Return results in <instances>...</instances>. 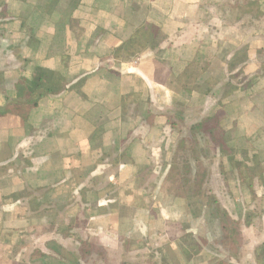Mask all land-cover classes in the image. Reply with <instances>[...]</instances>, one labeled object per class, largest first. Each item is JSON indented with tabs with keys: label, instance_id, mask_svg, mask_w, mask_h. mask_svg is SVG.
<instances>
[{
	"label": "crops",
	"instance_id": "crops-1",
	"mask_svg": "<svg viewBox=\"0 0 264 264\" xmlns=\"http://www.w3.org/2000/svg\"><path fill=\"white\" fill-rule=\"evenodd\" d=\"M249 1L261 5L258 18L254 8L243 10ZM228 2L0 0V48L7 47L11 53L9 59L0 53V70H6L10 82L0 86V109L12 107L8 99H16L19 80H31L36 67L58 71L68 81L64 91L42 97L36 107L25 106L19 114L0 110V264L9 249L6 243L12 241L14 247L18 237L21 242L36 241L34 250L21 245L20 252L33 253L27 264H53L49 260L57 257L60 264H86L80 257L81 241L102 246L108 264H264V255H258L264 250V181L254 185L256 199L247 205L254 215L248 221L234 215L232 206L224 203L231 217L240 222L243 234L235 254L219 243V221L209 214L192 219L185 233L192 244L181 245L184 232L178 228L182 224L165 212L162 204L168 193L159 184V178L166 175L160 169L167 160L163 147L166 150L176 141L173 134L166 138V113L178 107L200 110L191 106L190 97L213 94L207 90L188 94L174 87L173 78L204 48L209 55L213 49L216 52L218 46L207 33L228 32V17L236 15ZM237 2L236 25L242 27L244 18L250 17L249 32L261 34L252 37L248 50L245 71L251 76L262 64L258 51L264 45V0ZM148 25L159 30L154 39L137 47L135 56L125 49L117 57V49ZM201 34L206 35L205 42ZM222 44L221 49L227 46ZM230 59L228 55L214 57L222 77L229 73ZM174 63L179 70L173 68ZM261 81L247 92L251 101L236 105L231 119L243 138L264 148ZM137 96L142 101L138 113L130 103ZM216 105L204 112H215ZM148 167L150 179L145 185H136V176ZM110 184L111 194L104 188ZM26 191L29 196L24 195ZM71 191L76 197L70 207ZM144 192L160 193L162 200L156 195L144 196ZM90 193L98 196L91 199ZM52 207L63 213L36 216ZM86 208L93 210L89 216L83 211ZM121 208L136 211L123 215ZM159 208L161 214L154 217ZM70 209L78 210L76 216H70ZM84 222L87 228L74 230L77 236L31 231L53 223L76 226ZM174 224L175 232L171 231ZM25 231L31 233L22 234ZM75 237L77 246L72 240ZM69 257L72 262H66ZM13 260L20 261L16 256Z\"/></svg>",
	"mask_w": 264,
	"mask_h": 264
},
{
	"label": "rangeland",
	"instance_id": "rangeland-1",
	"mask_svg": "<svg viewBox=\"0 0 264 264\" xmlns=\"http://www.w3.org/2000/svg\"><path fill=\"white\" fill-rule=\"evenodd\" d=\"M235 2H237V0H229L228 2L230 9H233L236 14L228 17L231 20L230 26L227 28L228 32H214V30H212L207 33L208 37H212L218 46L216 52L213 49L211 52L214 53L209 55L210 51L204 48L202 53L197 58L189 62L184 67V69L180 70L172 81L174 87L180 88L188 94H191L193 91H200L203 94L206 90L208 93H213L209 98L200 96V93H197L195 97H190L192 102L194 101L191 106L200 107V110H189V108L185 109L183 107H178L172 109L171 112L166 113V124L169 125L170 128L167 130L166 138L169 139L171 136L170 134H173L174 138L173 136L172 138L176 141L170 143L166 150L163 147L162 154L166 155L167 160L163 163V166L161 164L160 169L164 171L166 170V175L163 179L159 178V184L163 185L165 192L168 193V197L166 200H164L162 205H164V210L169 216L172 218H179V222L182 225L178 228V230L184 232V235L181 237V242L179 243L187 247L191 246L192 238L189 234L185 233L188 231L187 229L192 219L195 220L204 214H209L208 217L211 216L219 221V219L212 214L209 206L206 205L207 199L205 197V192L209 193L210 196L215 198L223 208H225L224 203H226L228 206H232L234 210L232 212L234 215L241 218L244 217L246 221L253 217L254 211L247 208V205L256 199V194L252 195L247 184L240 178L238 163L247 165L249 170L254 174V185L256 182L262 181L263 183L264 181V151H261L264 150V148L258 145H252L249 141L243 138L242 135H240L234 125L232 126V123L234 122L232 121L231 116L232 114H236V105L247 100L251 101L252 95H249L247 92L251 90L256 84H259L264 77V45H262L260 47L261 49L258 51V57L262 62L260 69H258L254 75L250 76V74H246L245 70L248 63V50L250 49L249 46L251 45V39L252 37H256L257 35L261 34L249 32L250 17L244 18L245 20L242 27L240 25H236V20H238L239 16H237L238 13H236L238 10V8H236L238 7V2ZM248 9H253L252 12L256 13V18L262 14L261 5L260 7L253 6L252 2L250 1L248 2V7L244 8L243 10L246 11ZM203 20L205 23V17ZM201 36L203 38L202 40L205 42L206 35L201 34ZM209 38L206 39L208 43H210ZM222 42L223 44L224 42L227 43V46L223 49L220 48ZM208 43H206V46H208ZM12 51L14 52V50ZM0 53L7 59H9L11 54L7 47L0 48ZM216 55L217 58H220V56H231L230 62L228 64L229 73H227V75H223V77V72H220V65L214 61V57ZM190 66L191 70H193L194 77L192 79L194 80H190L188 84L193 87L192 91H188V89L182 87L186 82L185 78L188 73L186 72V69H188ZM173 68H175V70H179V67L176 65V63H174ZM6 75V70H0V86L2 84L10 83L7 82ZM261 84H264V81H261ZM11 99L12 98L8 99V102H10L9 105H13L14 100L11 102ZM140 101V96H137L136 101L130 102L135 104L134 108L136 109L137 113L139 112V108L141 106L142 101ZM209 101H212L213 104L209 105ZM214 105H216V107H214L216 109L215 112L211 114H206L204 112L208 106ZM5 108L6 107L0 110H5ZM227 108L232 112H228ZM200 113V116H203V118H200ZM196 115H198V118L194 117ZM208 117L210 119L207 120L205 126L195 129L198 123L202 122ZM242 169L246 172L245 167ZM149 172L150 167H148L141 176L137 175L135 178L136 185H145L150 179ZM245 174H247V176L249 175L248 172ZM155 184L156 183L154 182L152 185L154 186ZM98 186L99 185H96L95 188ZM104 186V188H107L106 191L108 193L111 194V192L114 191L113 184ZM122 191H125V189H122ZM71 192L72 193H69L68 195L70 207L76 197L73 194V191ZM24 195L29 196V191H26ZM152 195V193L144 192V196L151 197ZM154 195L157 196L159 202L162 200L160 193ZM90 196L92 199V197H97L98 194L90 193ZM87 209L88 208L83 210L85 212V216H89L93 212L92 209ZM135 211V208L120 209V212H122L123 215L133 213ZM77 212L78 210L73 211L70 209V216H76ZM62 213L63 212L58 210V208L52 207L42 209L41 211L37 212L36 216L44 217L46 215H55L57 217ZM156 213L153 214V216L161 214L160 208ZM85 222H87L86 219ZM85 222L83 224L77 223L76 226L72 224L57 226L55 223H53L49 225V229V226L45 225L41 229H35L31 231L34 233L36 232L38 235H42L47 230H52L54 233L53 235L58 232H62L64 235L72 234L77 236V229H79V232L80 230H86L87 225ZM171 226V231H177V226L175 224ZM219 226L221 228L220 221ZM31 231H25L22 234H29ZM72 240L74 241V246H77L76 237ZM17 242L18 243H15L14 247H12V241L11 244L6 243V249H9L6 250V259L4 264H27L28 259L31 258L33 253L28 254L29 251L20 252L22 249L21 245H24L23 248L27 246V248L29 247V250H34L32 245H34V242L36 244V241L32 238L31 240L29 239L27 241L25 239V241L21 242L20 237H18ZM83 243L93 244V242L89 241L80 242L79 248L81 259V248L84 246ZM147 243L148 245L146 243L145 245L152 248V242L149 243L148 241ZM168 244V241H166L165 246ZM104 251L106 254L105 260L100 257V254L95 253L90 254L83 259L85 260L86 264H108L107 252L105 249ZM18 253H22V255H19ZM35 254L38 257L39 251L35 250ZM13 256L19 258L20 261L13 260ZM58 258L60 257L50 259L49 262H53V264H60ZM141 260L139 262H141ZM68 261L72 262V257L67 258L66 262Z\"/></svg>",
	"mask_w": 264,
	"mask_h": 264
},
{
	"label": "trees",
	"instance_id": "trees-1",
	"mask_svg": "<svg viewBox=\"0 0 264 264\" xmlns=\"http://www.w3.org/2000/svg\"><path fill=\"white\" fill-rule=\"evenodd\" d=\"M26 1V0H21ZM158 29L155 26L148 25L143 27L140 32L137 33L136 38H132L128 43L124 44L122 47L117 49V57L121 56L122 51L126 49V51L130 54V56H135V50L140 45H143L144 41H150L154 39L155 35L158 33ZM188 72L186 76L185 85L182 87L188 89V91H192L193 87L188 84L193 76V70H191V66L186 69ZM190 70V71H189ZM68 86V81L64 75H62L58 71L50 70L43 67H36L32 73V79L27 80L26 78H21L17 84V97L13 102L12 107L6 108L2 114H10V113H21L20 110L25 106L28 107H36L38 105L39 100L46 95H57L66 89ZM23 109V110H24ZM210 118L204 119L202 122L198 123L195 127L202 128L205 126L207 120ZM239 165V175L242 181H244L252 195L254 192V174L249 170L248 166L245 164ZM243 167L246 168V172L243 171ZM206 197V205L209 206L213 215H215L221 224L222 237L219 240V243L222 244L225 248H227L231 253H236L242 246L243 234L241 231L240 222L233 219L228 211L222 207V205L209 193L205 192ZM83 247L81 248V256L85 258L90 254H100V257L105 260L106 254L104 248L97 244H87L83 243ZM264 255V250H262L259 254ZM99 256V255H98Z\"/></svg>",
	"mask_w": 264,
	"mask_h": 264
}]
</instances>
